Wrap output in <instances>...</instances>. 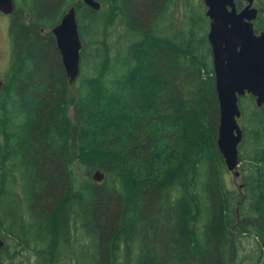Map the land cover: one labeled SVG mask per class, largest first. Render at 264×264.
Instances as JSON below:
<instances>
[{
    "label": "trees",
    "instance_id": "16d2710c",
    "mask_svg": "<svg viewBox=\"0 0 264 264\" xmlns=\"http://www.w3.org/2000/svg\"><path fill=\"white\" fill-rule=\"evenodd\" d=\"M96 1L15 0L1 260L32 249L43 264H80V233L87 264H264V107L239 100L244 189L228 188L204 1L168 0L157 18L164 0ZM73 7L83 47L71 84L52 30Z\"/></svg>",
    "mask_w": 264,
    "mask_h": 264
},
{
    "label": "water",
    "instance_id": "95a60500",
    "mask_svg": "<svg viewBox=\"0 0 264 264\" xmlns=\"http://www.w3.org/2000/svg\"><path fill=\"white\" fill-rule=\"evenodd\" d=\"M243 1L248 5L238 12L236 0H204L206 16L211 20L208 40L220 109L217 147L236 181L240 178L239 145L243 139V130L238 122L241 117L239 100L251 95L258 107H264V33L258 36L254 33L252 21L258 15L253 7L254 0ZM82 2L95 11L101 9L96 0ZM14 10V0H0V13L10 16ZM52 34L67 79L71 84L76 83L81 75L83 45L74 7L68 10ZM92 179L102 183L105 175L98 170ZM4 246L0 240V251Z\"/></svg>",
    "mask_w": 264,
    "mask_h": 264
},
{
    "label": "rangeland",
    "instance_id": "374dc122",
    "mask_svg": "<svg viewBox=\"0 0 264 264\" xmlns=\"http://www.w3.org/2000/svg\"><path fill=\"white\" fill-rule=\"evenodd\" d=\"M196 3H200V0H195ZM12 22V17L10 16H4L0 13V79L4 78L6 76V74H9L10 72V68L11 67H5L7 66V61L10 58V54H13V47H12V42H11V38H10V24ZM113 30V29H112ZM115 38V40H114ZM111 39V43L114 44L115 49L113 48V53L116 52V39H117V33L115 34V37ZM5 63V65H4ZM78 168V167H77ZM78 175L80 177H84L85 176V171L84 168L78 170ZM93 176V174H92ZM226 183L228 188L231 189H236L238 190L239 185L243 184L242 182V178L239 179L238 181L234 180V177L228 173V171L225 172L224 174ZM77 242L75 244V251H77V256L76 258H81V253L88 250L89 245L92 248V243L90 242V240L84 236V235H79L77 238ZM247 245V242L251 245H254V241L252 238L249 239H244ZM10 248L7 250L8 253H10L11 248L14 247V243L13 242H8ZM87 246V249H86ZM20 248V247H18ZM20 250L22 251V248H20ZM82 250V251H81ZM32 249H27L26 251H22L24 253L23 257L15 260V262L10 261V260H6L4 262H6L5 264H28L29 260H30V264H43V260L41 258H36L35 254L32 252ZM22 253V254H23ZM92 250L89 251V256H91ZM70 257H72L70 255ZM248 261H245L244 264H247Z\"/></svg>",
    "mask_w": 264,
    "mask_h": 264
},
{
    "label": "flooded vegetation",
    "instance_id": "af4514ba",
    "mask_svg": "<svg viewBox=\"0 0 264 264\" xmlns=\"http://www.w3.org/2000/svg\"><path fill=\"white\" fill-rule=\"evenodd\" d=\"M167 1L168 0H164L163 4L161 6V9L155 15V18H157L158 16H162V15L165 14V12H166L165 9L167 7ZM236 5H237V11L238 12H241L248 5V3L245 2V1H243V0H236ZM238 5H239V8H238ZM253 7L256 8L257 11H258V15H257L256 19L252 21L253 28H254V33H255V35L258 36V35L264 33L263 30L256 29V26H255L256 23L259 21V19L261 17V13H262V11L259 8V0H254ZM13 19H14V17H12V20ZM208 21H209V31H210L211 20L208 19ZM12 47H13V45H12ZM12 55L13 54L11 53L9 60L7 61V66H5L7 68L8 67H11L12 57H13ZM4 65H5V63H4ZM9 75H10V73L9 74H6V76L4 78H1L0 79V119H2V113H4L6 115L7 94H8V89H9V82L11 81V77L9 78ZM2 122H3L2 124L4 125V121L3 120H2ZM4 132H5V130H4ZM5 138L6 137H5L4 134H2L1 137H0V139H4V140H5ZM242 185L243 186H240L238 188V190H243L244 189V184H242ZM79 235H80V233L79 234L76 233L77 238H78ZM0 240H2V239H0ZM3 242L5 243V241H3ZM0 253H1V251H0ZM81 257H83L84 262H83V260H81L80 264H87L88 261H89V260H86V259L89 258L88 257V254H87V251L82 252L81 253ZM69 259L70 258L68 256H66L65 259H64V262L68 261ZM0 261L2 262V264H5L6 263V262H4V261L1 260V257H0Z\"/></svg>",
    "mask_w": 264,
    "mask_h": 264
}]
</instances>
